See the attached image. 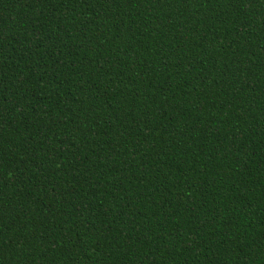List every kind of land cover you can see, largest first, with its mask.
Returning a JSON list of instances; mask_svg holds the SVG:
<instances>
[{
	"label": "trees",
	"instance_id": "obj_1",
	"mask_svg": "<svg viewBox=\"0 0 264 264\" xmlns=\"http://www.w3.org/2000/svg\"><path fill=\"white\" fill-rule=\"evenodd\" d=\"M0 264H264V0H0Z\"/></svg>",
	"mask_w": 264,
	"mask_h": 264
}]
</instances>
